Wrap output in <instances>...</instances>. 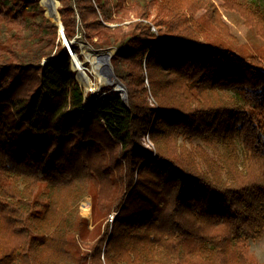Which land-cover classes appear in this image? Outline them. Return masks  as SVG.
I'll return each mask as SVG.
<instances>
[{"label":"trees","instance_id":"trees-1","mask_svg":"<svg viewBox=\"0 0 264 264\" xmlns=\"http://www.w3.org/2000/svg\"><path fill=\"white\" fill-rule=\"evenodd\" d=\"M60 1L68 38L118 48L129 102L81 86L40 0H0V264H264V44L203 39L212 0ZM222 1L264 41V9Z\"/></svg>","mask_w":264,"mask_h":264},{"label":"rangeland","instance_id":"rangeland-1","mask_svg":"<svg viewBox=\"0 0 264 264\" xmlns=\"http://www.w3.org/2000/svg\"><path fill=\"white\" fill-rule=\"evenodd\" d=\"M212 1L215 4L214 7L211 6L210 8H199L196 11H189L187 14L188 16H192L193 21L197 22L202 27L203 31L200 30V36L203 39H206L207 37H209V38H213L214 40H220V41L222 40L226 42L229 46H233L235 48V52L239 55H241L243 51L255 52L257 49L263 47L264 41L262 37L258 34L256 25H252L251 23H249L246 17L242 13H240L238 10L231 9V8L224 6L222 0H212ZM249 2L252 4L258 5L262 9H264V0H249ZM61 4L62 3L60 1L59 7L61 6ZM159 7H160L159 3H154V5L152 6V10H151L152 19L156 16V11L158 13ZM111 11L114 12L113 9ZM132 15H135V12H133ZM206 21L208 24H206ZM129 23H130L129 20H126L123 22V24H126V25H128ZM113 24L115 25L116 23H112V25ZM128 31H129V28L126 30V32ZM27 35H30V31L27 32ZM76 35H78V38H77V41L73 44H77L79 47L78 52H81L82 50L81 41L83 40V41H86L87 43L89 42L83 37V34L81 31H79L78 34ZM90 45L94 47L92 44ZM112 47L117 48L116 46H112ZM112 47H102V48L94 47V48L95 49H108V48L112 49ZM70 67L72 71H74L71 62H70ZM117 76L119 77L118 74ZM79 83L81 84V82ZM81 86L84 87L86 91H91V90H88L85 86L83 85ZM112 90L117 92V90H115L112 86L105 85L101 88L100 93L95 94L93 91H91V93L93 94L95 100L103 101L106 98V95ZM229 94L234 95V92L230 91ZM232 99H234V97H232ZM150 100H151L152 106L158 109V103L155 100V98L151 96ZM150 116H151V113H150ZM142 141L145 144V146H147L148 148H155V145L152 142L148 133L143 136ZM237 143H238V146L240 147V150H242V143L240 141H237ZM200 144L203 146L205 151H207V153L210 155L211 158H214L216 160L220 159L218 151L211 149V148H207L209 146L208 144L202 143V141L199 139H194L193 146L196 147L197 145H200ZM199 164L202 169H207V166L202 159L199 160ZM86 202L90 203V209L88 211L84 208ZM78 214H80L81 216L89 220L90 228L94 227V224H93V219H94L93 218V196L91 193L86 194V196H84L81 199L79 206H78ZM113 218H114V212H111L108 215L107 219L104 220V224H103L104 230L107 227V223H110L111 219ZM249 247H250V250L253 253H255V255L257 256L258 261L260 263L264 262V233L262 237L260 238L251 239L249 241Z\"/></svg>","mask_w":264,"mask_h":264},{"label":"bare ground","instance_id":"bare-ground-1","mask_svg":"<svg viewBox=\"0 0 264 264\" xmlns=\"http://www.w3.org/2000/svg\"><path fill=\"white\" fill-rule=\"evenodd\" d=\"M59 4L58 0H42V5L45 10V14L51 19L55 20L60 24V19L57 18L59 16ZM66 34V33H65ZM60 38L63 43V35L60 30L59 32ZM67 37V45L70 47V52H68L70 56V61L72 59V67L77 73L78 79L83 86H85L88 90L93 91L95 94L100 93L101 88L105 85L112 86L115 90H119L124 93L123 90L120 89L121 85L119 83V79L117 78V74L114 71L112 72V67L107 63L106 53L109 55H113L116 53L118 48L112 47L108 49H95L86 41H81V52H78V48L74 46L78 35L74 38L70 39ZM74 40V41H73ZM77 45V44H76ZM65 51V52H66ZM72 56V58H71ZM111 57V60H112ZM93 74V76H92ZM121 79V78H120ZM84 208L88 211L90 209V203L86 202Z\"/></svg>","mask_w":264,"mask_h":264},{"label":"water","instance_id":"water-1","mask_svg":"<svg viewBox=\"0 0 264 264\" xmlns=\"http://www.w3.org/2000/svg\"><path fill=\"white\" fill-rule=\"evenodd\" d=\"M58 1H59V0H58ZM40 4L42 5V0H40ZM58 12H59V11H58ZM45 15H46V14H45ZM46 16H47V15H46ZM47 17H48V16H47ZM57 18L60 19V24H59L57 21H55V20H52V21H54V22H56V23L58 24V26H59V32H60V30H61L62 35H63L62 37H63L64 48H63L62 53L65 52L66 49H67V51L71 54V52H70V47L67 45V37H66V34H65L64 24H63V22H62V20H61L60 12H59V16H57ZM73 41H74V40H73ZM108 53H109V52H108ZM108 53H106V60H108L107 63L112 67V72L114 73L115 69H114V66H113V64H112V62H111V57H112V55H109ZM53 58H54V55H52V56H50V57H48V58H45V61H47V60H51V59H53ZM71 58H72V56H71ZM71 61H72V59H71ZM71 63H72V62H71ZM77 73H78V72H77ZM77 73H76V79L79 80V79H78V76H77ZM117 78L119 79V83H120V85H121L120 89L124 91V93H122L121 91L117 90V95L121 96V97L125 100V102L128 103V101H129V96H128V89H127V86H126V84H125V83H124L119 77H117ZM79 82H80V81H79ZM81 85H82V84H81Z\"/></svg>","mask_w":264,"mask_h":264},{"label":"built area","instance_id":"built-area-1","mask_svg":"<svg viewBox=\"0 0 264 264\" xmlns=\"http://www.w3.org/2000/svg\"><path fill=\"white\" fill-rule=\"evenodd\" d=\"M104 99V98H103ZM98 100H100V99H98ZM105 100V99H104ZM104 100L103 101H100V102H104Z\"/></svg>","mask_w":264,"mask_h":264}]
</instances>
